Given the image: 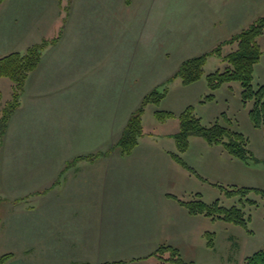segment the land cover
<instances>
[{
  "label": "rangeland",
  "instance_id": "1",
  "mask_svg": "<svg viewBox=\"0 0 264 264\" xmlns=\"http://www.w3.org/2000/svg\"><path fill=\"white\" fill-rule=\"evenodd\" d=\"M21 14L25 21H22ZM263 17L264 0H0V59L13 53H27L28 48L19 52L25 44L21 41L22 33L35 35L34 40H27L31 45L29 49L34 46V41L37 43L35 46L46 44L48 47V41L40 40L38 44L36 40L46 36L69 35V45L75 48L84 39L91 40L94 46L97 43L98 48V43L103 42L102 49L109 52V56L103 57L100 64H95L97 60L92 62L95 66L91 76H100V82L86 94L98 99L118 90L119 103L124 112L120 122L125 123V127L132 110L136 112L147 95L154 90L167 91L160 103L146 108L144 133L130 155L122 154L118 147L123 134L120 125L115 129L109 128L101 136L82 133L77 141L67 136H43L41 141L45 145L41 152L31 145L19 146L18 138L12 139L15 144L7 150L3 138L0 141V195L6 193L5 182L21 175L22 166L28 163L45 161V164H60L63 171L52 178L54 168L49 169L46 165L43 171L44 193L40 194L44 200L39 204L40 201L36 202L35 198L29 203L37 209H44L52 203V193L64 198L70 186L67 178L74 172L69 169L79 166L84 157L89 158L86 162L92 168L91 190L99 196L113 190L112 174L116 162L126 164V168L131 166L130 162L155 163L157 169L154 170H145L147 167L144 166L139 168L141 173L146 174L141 175L144 178V183H141L144 193L169 191L187 202L200 199L208 205L218 201L220 206L228 209L236 206L244 211L247 226L199 215L189 232H183L181 238L173 236L171 227H165L162 232H152V235H158V239L167 235L172 242L157 246L155 253L149 255L150 264H174L164 260L171 257L170 252L162 256L164 259L155 256L162 252L160 249L163 246L178 249L187 264H245L247 258L264 248V195L255 191L264 192V129L256 127L250 117L255 101H243V89L239 82L226 83L216 91L210 89L207 76L225 66L216 56L209 57L204 75L196 83L185 85L174 76L185 61L212 52ZM8 19L16 22L7 24L5 20ZM4 25L20 29L5 34ZM259 44L263 54L255 67V89L264 86V35L259 38ZM227 53V49L223 51V55ZM97 65L103 66L102 69ZM114 82L123 84L121 88L114 89ZM66 93L61 91L50 97L63 98ZM14 96L12 80L1 77L0 107L8 105ZM20 103L22 105V100ZM188 108H192L205 127L219 122L244 134L249 140L254 160L247 164L232 158L222 145H210L201 135H191L188 149L185 152L179 150L176 137L182 129L180 117ZM165 113L171 115L163 118ZM55 117V123L59 122L61 130L69 127L65 114ZM17 133L13 130L11 138ZM99 143L102 147L96 148ZM74 146L81 150L72 151ZM155 171L160 176L152 177L150 172ZM236 188H252L253 191L246 198L230 196L228 192ZM116 189L119 196L123 191L131 192L127 180L124 183L119 181ZM247 200L255 204L251 205ZM65 202L69 205L71 201L68 199ZM142 202L145 205L148 203ZM96 204L99 205L98 202ZM164 208L172 207L167 203ZM146 209L149 208H142ZM155 209L160 210L161 206ZM13 210L10 202L0 198V220L6 219ZM165 214L162 211L164 217ZM3 228L4 224H1L2 245L7 238V230ZM124 235L127 238L130 234ZM209 238H213L215 243L212 248L208 246ZM15 250L0 247V257ZM20 256L16 254L15 261Z\"/></svg>",
  "mask_w": 264,
  "mask_h": 264
},
{
  "label": "crops",
  "instance_id": "2",
  "mask_svg": "<svg viewBox=\"0 0 264 264\" xmlns=\"http://www.w3.org/2000/svg\"><path fill=\"white\" fill-rule=\"evenodd\" d=\"M24 15L28 17L26 12ZM21 19L26 20L23 14ZM15 22L5 20L7 24ZM18 29L20 28L5 26V34ZM22 34L24 36L21 41L25 44H22L19 51L21 53L31 46L27 40H34L35 37L30 33ZM36 40L38 44L48 41V47L44 50L37 69L30 73L21 97L22 105L20 103V108L8 126L4 137L7 150L15 144L12 139L16 138L19 146L31 145L41 152L45 145L41 138L46 135L50 138L67 136L77 141L82 133L101 136L109 128L115 129L119 125L124 132L127 126L120 122L124 112L119 103V91L98 99L86 94L93 85L100 82V76H91L95 66L92 62L97 60L95 64H100L103 57L109 56V52L102 49L103 42L98 43V48L97 43L94 46L91 40L84 39L75 48L74 45H69V35L54 38L46 36L45 39L37 37ZM40 40L42 41L39 42ZM35 44L37 43L34 41L33 45ZM97 66L100 70L103 67ZM122 84L123 82H114L112 86L114 89L121 88ZM61 91L67 92L63 98L50 97ZM134 112L132 110L129 119ZM57 114H65V120L69 124L66 130L60 129L59 122L55 123ZM13 130L18 133L11 138ZM97 147L102 145L99 143ZM76 148L77 146L71 147L72 151L81 150ZM86 158L79 162V166L69 169L74 172L67 178L70 186L65 191L64 198L52 193V203L44 209L35 208L33 204H29L30 200L37 198L36 202L40 201L39 204L44 200L40 198L45 186L43 171L46 165L49 169L54 168L52 178H55L63 173L60 164L25 162L26 165L22 166L23 173L5 182L6 193L0 195V198L4 202H10L14 210L4 219L5 222L0 220V225L4 224L3 230H7L6 243L2 245L0 240V247L16 249L10 252L12 257L6 264H150L149 255L155 253L157 246L172 242L171 237L166 235L164 239H158V235L154 236L152 232H162L165 227H171L173 236L181 238L183 232H189L191 225L199 218L191 216L179 203L180 199L169 191L154 194L141 190V183H144L141 175L146 174L141 173L139 168L144 166L147 167L145 170H154L157 169L155 163L130 162L131 166L126 168V164L116 162L111 193L103 192L101 196L93 194L92 168L88 166ZM150 173L152 177L160 176L157 171ZM126 180L130 183L131 192L123 191L119 196L116 185L119 181L124 183ZM68 199L71 201L69 205L65 202ZM95 201L99 203L98 206ZM142 201L148 203L145 205ZM167 203L172 208L165 209ZM159 205L161 209L156 210ZM162 211L166 213L165 217ZM124 234L130 235L126 238ZM13 254L21 256L15 261Z\"/></svg>",
  "mask_w": 264,
  "mask_h": 264
},
{
  "label": "trees",
  "instance_id": "3",
  "mask_svg": "<svg viewBox=\"0 0 264 264\" xmlns=\"http://www.w3.org/2000/svg\"><path fill=\"white\" fill-rule=\"evenodd\" d=\"M263 35L264 17L215 48L212 52L185 61L175 74L174 79H181L185 85L196 83L203 77L209 57L216 56L222 60L221 64L223 63L225 66L223 69H218L207 76L210 89L216 91L226 83L239 82L243 89V101L245 103L255 101L254 108L250 112L251 120L256 127L264 129V86L255 89L253 85L255 67L260 62L263 54L259 44V38ZM45 46L46 44L33 46L28 49L25 55L13 53L0 59V78L8 77L12 80L15 95L8 105L4 108L0 107V141L5 137L13 115L20 108V100L29 75L39 66L43 51L47 47ZM229 46L232 47L231 50L228 48ZM226 49L228 53L223 55V51ZM166 93V90L164 92L152 91L144 98L140 108L133 113L118 142V147L122 154L130 155L137 148L139 139L144 133L143 115L146 108L149 105L160 103L166 97ZM165 114H163V118L171 115L170 113ZM180 118L182 129L176 137V144L179 150L181 149L185 152L188 149L191 135H201L210 145H222L232 158L247 164L254 160L249 148V140L244 134L234 131L219 122H216L211 127H205L202 124V120L196 117L192 108L184 111ZM252 191V188H236L229 191L228 194L230 196L241 195L246 198ZM255 191L264 195L263 191ZM247 201L251 205L255 204L253 201ZM179 203L191 216L201 215L211 217L214 220L218 218L236 225L247 226L244 211L236 206L228 209L220 206L218 201L213 205H208L200 199L190 202L179 200ZM208 246L211 248L215 246L213 238H209ZM161 250L162 252H159L161 254L156 253L155 256L164 259L162 256L170 252L171 257L164 259L165 261H172L174 264H187L183 261L178 249L172 246H163ZM11 257V254L0 257V264H6ZM245 264H264V248L247 258Z\"/></svg>",
  "mask_w": 264,
  "mask_h": 264
}]
</instances>
